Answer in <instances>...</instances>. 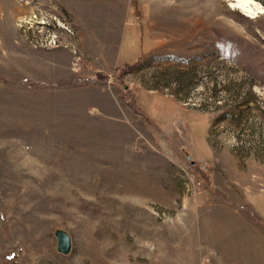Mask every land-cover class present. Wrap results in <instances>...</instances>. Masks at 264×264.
I'll list each match as a JSON object with an SVG mask.
<instances>
[{
  "label": "rangeland",
  "instance_id": "obj_1",
  "mask_svg": "<svg viewBox=\"0 0 264 264\" xmlns=\"http://www.w3.org/2000/svg\"><path fill=\"white\" fill-rule=\"evenodd\" d=\"M231 2L0 0V264H264V11Z\"/></svg>",
  "mask_w": 264,
  "mask_h": 264
},
{
  "label": "crops",
  "instance_id": "obj_2",
  "mask_svg": "<svg viewBox=\"0 0 264 264\" xmlns=\"http://www.w3.org/2000/svg\"><path fill=\"white\" fill-rule=\"evenodd\" d=\"M143 91H145V92H147V93H149V94H152V95H155V96H158L160 99L159 100H162V94H160V93H157V92H154V91H151V90H143ZM168 99V98H167ZM169 99L170 100H172L175 104H176V106L178 107V110H179V113L177 114V115H175V118H173V121L171 122V126L172 127H180V126H182V127H184V129H186V132H188L189 134H190V137L192 138V133H191V129H192V127H193V125H195V122H194V124L193 123H191V121L188 123V121H187V119L185 118V112L187 113V114H189L190 115V117L192 118V119H195V116L196 117H198V116H200L199 115V113H198V111H195V110H188V109H183V108H181V107H179V105H178V103H176L173 99H171L170 97H169ZM159 115L160 116H162V109H160V111H159ZM150 122H154L153 124H155V125H160L161 126V128H160V131H162V124L160 123V122H157V121H151V120H149ZM203 124H204V127H203V133H204V141H205V143H206V152H207V154H211V150H210V147L208 146V144H207V142H206V127H205V123H204V120H203Z\"/></svg>",
  "mask_w": 264,
  "mask_h": 264
},
{
  "label": "bare ground",
  "instance_id": "obj_3",
  "mask_svg": "<svg viewBox=\"0 0 264 264\" xmlns=\"http://www.w3.org/2000/svg\"><path fill=\"white\" fill-rule=\"evenodd\" d=\"M230 3L231 7H234L238 10H240L241 13H243L246 16H255L258 12H263V8L260 7H253L256 6V4L252 0H231Z\"/></svg>",
  "mask_w": 264,
  "mask_h": 264
},
{
  "label": "water",
  "instance_id": "obj_4",
  "mask_svg": "<svg viewBox=\"0 0 264 264\" xmlns=\"http://www.w3.org/2000/svg\"><path fill=\"white\" fill-rule=\"evenodd\" d=\"M189 158V156H187V159ZM54 236L56 238V249L58 252L62 253V254H68L71 250V238L68 235V233L64 230L61 229H56L54 231Z\"/></svg>",
  "mask_w": 264,
  "mask_h": 264
},
{
  "label": "trees",
  "instance_id": "obj_5",
  "mask_svg": "<svg viewBox=\"0 0 264 264\" xmlns=\"http://www.w3.org/2000/svg\"><path fill=\"white\" fill-rule=\"evenodd\" d=\"M90 82H95L94 80H89ZM80 82V81H79Z\"/></svg>",
  "mask_w": 264,
  "mask_h": 264
}]
</instances>
